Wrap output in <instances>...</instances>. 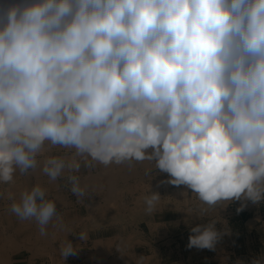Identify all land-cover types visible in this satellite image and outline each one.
Instances as JSON below:
<instances>
[{"label": "clouds", "instance_id": "9594fccd", "mask_svg": "<svg viewBox=\"0 0 264 264\" xmlns=\"http://www.w3.org/2000/svg\"><path fill=\"white\" fill-rule=\"evenodd\" d=\"M58 146L74 155L38 160ZM92 161L153 162L207 206L187 213L201 220L233 201L261 204L264 0H3L0 183L42 163L53 181L67 170L83 196L71 173ZM159 199L145 196L146 213ZM11 211L42 234L58 217L39 184ZM217 223L191 226L187 247L214 250ZM61 254L77 247L67 240Z\"/></svg>", "mask_w": 264, "mask_h": 264}, {"label": "crops", "instance_id": "0c3cea01", "mask_svg": "<svg viewBox=\"0 0 264 264\" xmlns=\"http://www.w3.org/2000/svg\"><path fill=\"white\" fill-rule=\"evenodd\" d=\"M52 149L53 153L57 151L59 157L67 159L75 152L59 146ZM51 151L38 160L42 162L45 156L53 155ZM144 162L136 163L155 168L153 162ZM41 166L42 163L24 174L17 171L18 178L14 179L19 181L10 185L21 186L15 192L11 187L8 193L30 190L39 184L46 190V199L56 202L58 217H53L42 234L34 219H15L16 215H8L11 227L5 232L15 233V238L1 232L0 264H8L9 256L14 262L12 258L16 255H23V259L18 260L22 264H138L141 258L142 264H252L253 259L264 255V201L259 205L251 201H233L224 207L210 209L202 220L191 221L186 211L189 207L182 208L179 200L177 202L168 193L171 189L168 179L165 184L157 177H141L139 184L135 180L141 191L137 196L124 191L107 194L104 189L101 192L86 189L83 196H77L71 191L67 170L53 181L41 171ZM110 167L96 161L89 167L82 162L80 170L71 174L87 176L98 168L109 173ZM184 188L188 189L182 185L181 190ZM151 191L159 193L160 199L155 210L148 214L144 198ZM97 202L102 208L90 207ZM109 202H114L112 209L103 208ZM242 203L246 204L244 210L237 212ZM210 219L218 220L216 227L223 233L215 249L188 248L190 227ZM81 232L87 233L85 240H80ZM67 240L77 247V254L64 259L61 249Z\"/></svg>", "mask_w": 264, "mask_h": 264}, {"label": "rangeland", "instance_id": "374dc122", "mask_svg": "<svg viewBox=\"0 0 264 264\" xmlns=\"http://www.w3.org/2000/svg\"><path fill=\"white\" fill-rule=\"evenodd\" d=\"M0 3H3V0H0ZM54 156H60V153L57 152V151H54L53 153ZM40 158V157H38ZM109 166L110 169L108 170L109 173H108V176L104 177V178H109L112 174V170H113V173H115L116 175L114 176H111V178L113 179H116L117 182H118V187L119 190L117 191L118 192H122L124 191L125 193L127 194H130L131 192L135 193L136 196H137V193L141 192L140 189L138 190V186L135 185V180H138L137 182L139 183V178L141 177H145V178H152V177H157L158 179H161L163 181V183L165 184L166 183V179H169L168 177V174L167 173H160V172H157V170L154 168V167H142L141 165H139L138 163H136L135 161H132V162H125L123 164H120V165H116V164H110ZM142 168H141V167ZM124 168V169H123ZM132 168H134L133 170H131ZM126 169V170H125ZM128 169L131 171H128ZM137 169V170H136ZM139 169V170H138ZM97 171H100L101 168H98L96 169ZM123 171V173H122ZM126 173H125V172ZM146 171V172H145ZM83 172H86V168H83ZM130 172V173H129ZM145 172V173H143ZM96 173V172H95ZM95 173H90L88 174L87 176H90L91 174H95ZM129 173V174H128ZM119 174H121L119 176ZM146 174V175H145ZM123 175V176H122ZM129 177H128V176ZM144 175V176H143ZM86 175H82L80 178L82 177H87ZM135 176V177H134ZM18 176L17 175H14V178ZM137 177V178H136ZM13 178V181L10 182V183H0V213L2 214V216L0 217V220H2V226H0V234L1 232H4L6 234L10 233L12 234V236L15 238L13 232H5V230L9 229V227H11L9 224H8V215H11V216H14L15 214L12 213L11 211V205L13 202H18L19 199H20V194L22 193L17 191L16 193L15 192V189L17 188V186L15 185H10L11 183L13 182H17L16 180L19 181V179H14ZM31 185V184H30ZM14 186V187H13ZM21 186V185H20ZM18 186V187H20ZM164 186V185H163ZM14 189V192L13 193H8V191L11 189ZM140 187V186H139ZM162 187V186H161ZM135 188V189H134ZM170 190L168 193L171 194V197L175 198V200H179V203H180V206L182 208H185V207H189V209H187L186 211H188V213L191 211L192 213H196L198 208H201L202 206L203 207H207L206 205H202L201 201L198 199L197 195L195 193H190L192 192L190 189H185L184 190H181L182 188V185L181 186H174V185H171L170 186ZM174 190V191H173ZM186 191V192H185ZM7 193V194H6ZM174 193V195H173ZM189 194V195H188ZM191 194V195H190ZM188 195V197H187ZM190 197V198H189ZM95 198L97 199V196H95ZM192 203V204H191ZM182 204V205H181ZM217 207H220V206H217ZM177 208H180V207H177ZM193 209V210H192ZM182 210V209H181ZM180 210V211H181ZM7 214V215H6ZM197 217L195 216H192L190 217L189 216V219L191 221L193 220H196ZM15 219H20L19 217L18 218H15ZM1 244V243H0ZM79 252H84L83 250H79ZM86 254V253H85ZM14 260V262L11 261V258L9 256V259L7 258V261H8V264H19L20 262H18L19 259H23V255H16L12 258ZM99 260V259H98ZM22 264V262L20 263Z\"/></svg>", "mask_w": 264, "mask_h": 264}, {"label": "bare ground", "instance_id": "6f19581e", "mask_svg": "<svg viewBox=\"0 0 264 264\" xmlns=\"http://www.w3.org/2000/svg\"><path fill=\"white\" fill-rule=\"evenodd\" d=\"M53 150V149H52ZM66 150V149H64ZM48 153V152H47ZM50 153V152H49ZM51 153H53L51 151ZM67 154V153H66ZM46 155V154H45ZM43 157V156H42ZM146 163V162H144ZM144 165V164H143ZM42 167V166H41ZM141 167V166H140ZM40 168V167H39ZM142 168V167H141ZM124 169V168H123ZM134 168H132L131 170H133ZM126 170V169H125ZM137 170V169H136ZM139 170V169H138ZM128 171H130L128 169ZM97 172V171H96ZM125 172V171H124ZM131 172V171H130ZM129 172V173H130ZM146 172V171H145ZM143 172V173H145ZM67 173V172H66ZM123 173V171H122ZM126 173V172H125ZM128 173V174H129ZM111 176H114L116 175L115 173H113V170L111 172ZM35 175H37V170L35 171ZM67 175V174H66ZM121 174H119L120 176ZM146 175V174H145ZM108 176V173L107 171L104 170H101V171H98L97 173L95 174H91L90 176H87V177H82L80 178V181H81V186H86V189H92V190H97V191H102L104 189V191L106 190L107 191V194H110V193H117V191L119 190L120 187H118V182L116 179H113L111 178V176L107 179V178H104ZM123 176V175H122ZM128 176V175H127ZM144 176V175H143ZM65 177V176H64ZM129 177V176H128ZM135 177V176H134ZM137 178V177H136ZM101 179H104V180H101ZM137 181V180H136ZM107 182V183H106ZM139 184V183H138ZM137 186V184H136ZM139 187V186H138ZM144 187V186H143ZM18 188V187H17ZM135 189V188H134ZM186 189V188H185ZM19 190V188H18ZM139 190V189H138ZM145 190V189H144ZM174 191V190H173ZM186 192V191H185ZM90 193V192H89ZM124 193V192H123ZM192 193V192H190ZM145 194V193H144ZM189 195V194H188ZM187 195V197H188ZM191 195V194H190ZM190 198V197H189ZM114 204V202H109V203H105V206L103 208H110L112 209V205ZM192 204V203H191ZM92 208H102V204L100 202H97V203H92V205L90 206ZM114 210V209H113ZM193 210V209H192ZM96 211V210H95ZM96 213V212H95Z\"/></svg>", "mask_w": 264, "mask_h": 264}]
</instances>
